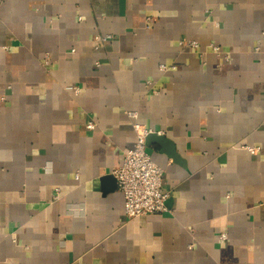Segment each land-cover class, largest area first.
I'll return each mask as SVG.
<instances>
[{"label": "crops", "instance_id": "crops-1", "mask_svg": "<svg viewBox=\"0 0 264 264\" xmlns=\"http://www.w3.org/2000/svg\"><path fill=\"white\" fill-rule=\"evenodd\" d=\"M136 122L169 198L129 219ZM0 264H264V0H0Z\"/></svg>", "mask_w": 264, "mask_h": 264}, {"label": "built area", "instance_id": "built-area-1", "mask_svg": "<svg viewBox=\"0 0 264 264\" xmlns=\"http://www.w3.org/2000/svg\"><path fill=\"white\" fill-rule=\"evenodd\" d=\"M109 38L110 36L104 37L103 41ZM181 46L194 49L200 47L199 42L195 40L183 41ZM210 47L213 52L221 53L218 46L211 44ZM160 68L165 70L166 66L161 65ZM66 90L75 94L80 93L79 86H67ZM128 116L138 119L137 112H129ZM94 127L93 123L87 125L88 129H94ZM134 130L136 143L133 148L124 153L121 166L113 172L118 189L124 196L125 214L129 219L165 212L169 198V194L162 190L164 170L152 160L147 150V138L153 134V131L139 122L134 124ZM245 148L253 155L260 152L258 147L246 146ZM221 238L225 240L226 234H222Z\"/></svg>", "mask_w": 264, "mask_h": 264}, {"label": "water", "instance_id": "water-1", "mask_svg": "<svg viewBox=\"0 0 264 264\" xmlns=\"http://www.w3.org/2000/svg\"><path fill=\"white\" fill-rule=\"evenodd\" d=\"M156 142V143H158V144H160V145H162V146H166V144H167V139L165 138V137H163V136H158L156 133H154V134H151L150 136H148V138H147V145H148V143L149 142ZM169 154L173 157V158H175V159H177L178 158V156H177V154L175 153V152H173V150H171L170 152H169Z\"/></svg>", "mask_w": 264, "mask_h": 264}]
</instances>
